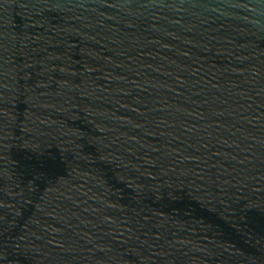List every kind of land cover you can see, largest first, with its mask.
Here are the masks:
<instances>
[{"label":"water","instance_id":"1","mask_svg":"<svg viewBox=\"0 0 264 264\" xmlns=\"http://www.w3.org/2000/svg\"><path fill=\"white\" fill-rule=\"evenodd\" d=\"M0 264H264V0H0Z\"/></svg>","mask_w":264,"mask_h":264}]
</instances>
